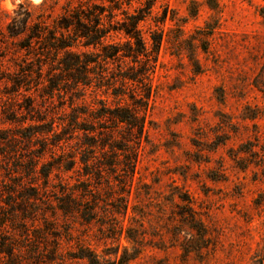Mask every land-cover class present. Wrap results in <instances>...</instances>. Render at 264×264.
<instances>
[{
    "label": "rangeland",
    "instance_id": "obj_1",
    "mask_svg": "<svg viewBox=\"0 0 264 264\" xmlns=\"http://www.w3.org/2000/svg\"><path fill=\"white\" fill-rule=\"evenodd\" d=\"M0 70V264H264V0H0Z\"/></svg>",
    "mask_w": 264,
    "mask_h": 264
},
{
    "label": "trees",
    "instance_id": "obj_2",
    "mask_svg": "<svg viewBox=\"0 0 264 264\" xmlns=\"http://www.w3.org/2000/svg\"><path fill=\"white\" fill-rule=\"evenodd\" d=\"M219 3L220 0H206V5L207 7L214 11V12H218L219 10ZM153 5V4H152ZM151 8V6H150ZM196 10H193L192 12H190V15L195 16L196 15ZM30 19H31V14L29 11L25 12L24 14H17L16 17L11 18V21L7 24V32L10 36L12 37H17V36H21L22 34H25L28 31V27H29V23H30ZM142 20L141 18L139 19H135L133 20V23L127 27V26H123V30L125 31V34L128 36V39L135 45L139 46L138 48H133V47H127L125 49H122L120 51L116 53H114L111 57H115L116 55H120L121 57H125V58H130L133 62H137L138 59H140L143 56H146V50H144V47H142V43L140 41V38L136 32V27L137 24L139 23V21ZM96 23H98V21H96ZM85 30H77L76 34V38H82L84 39V45L85 46H99L100 44V40H98V38L100 39L102 36H95V32L93 30H90L88 28H84ZM35 33L33 35H31L29 38L30 40L33 39H38L41 37L42 35V31L38 30V29H34ZM155 50L159 48L160 46V39H155ZM58 41V43L56 44H51V41H47L48 45L50 48H52L53 50L56 51H60L61 49L67 48V47H72L74 44H65ZM27 47V46H24ZM104 53L107 56V52L106 50H103ZM114 59V58H113ZM92 61L89 59L86 60H81V58H78L75 56V58H73V60L70 62H65L64 65V71L67 72L69 74V76L71 77V79L73 81H75L76 83H80L82 85H89L88 79L91 75L90 71H86L87 67L90 65ZM85 70V71H82ZM142 75H144L142 73ZM138 76H129L128 79L133 80V81H137L136 79ZM2 79V74H1V70H0V80ZM100 117H109L114 123L118 124H122L124 126H126L127 128H129L130 133L132 134V132L137 129L139 132V134L141 135L143 133V127H144V123L142 121H140L137 117V114L135 113V111L133 112L132 110L129 109H120V110H115L113 112H109V113H105L102 114ZM62 211H66L67 209L63 206ZM88 215V214H86ZM89 221V220H86ZM127 253V251H125V254ZM123 256H119L117 258V260L115 261L114 264H126L127 262H129L130 260H133L137 257V254L135 255H131L129 257H126V255ZM125 256V257H124ZM88 256H80V258H87ZM91 264H99V262L97 261L96 258L92 259V262L90 260Z\"/></svg>",
    "mask_w": 264,
    "mask_h": 264
}]
</instances>
